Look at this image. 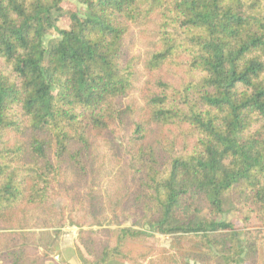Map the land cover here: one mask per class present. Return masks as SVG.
<instances>
[{"label":"trees","instance_id":"1","mask_svg":"<svg viewBox=\"0 0 264 264\" xmlns=\"http://www.w3.org/2000/svg\"><path fill=\"white\" fill-rule=\"evenodd\" d=\"M76 1L0 0V264H264V0Z\"/></svg>","mask_w":264,"mask_h":264},{"label":"rangeland","instance_id":"2","mask_svg":"<svg viewBox=\"0 0 264 264\" xmlns=\"http://www.w3.org/2000/svg\"><path fill=\"white\" fill-rule=\"evenodd\" d=\"M64 8L66 12H69V13H74V12L83 13L84 12V6L78 3L76 0H64ZM61 21L63 23L62 22L58 23V26L64 27L66 22H68L67 15L64 16L61 19ZM55 35L56 33L54 31H49L45 37V42L51 39L52 37H55ZM144 48L145 46L139 40V38L135 37L134 44L131 48H129L128 53L130 55H138L141 57L144 53ZM143 78L144 77H142V79ZM142 79L136 85V89L134 92L131 93V95L129 96V99L139 102V88H140V85L142 84ZM94 152L97 156V161H98L99 169H100L96 190H97L101 203L104 204L107 196L110 195L112 191L116 189V185H117L116 171L118 169V165L116 163V156H115L114 150L111 148V146H109L105 142L97 141ZM126 225H129V222H127ZM74 228L76 230L78 229L75 226L65 225L63 228L59 230V234H58L59 245H60V241H62V243L63 242L66 243V241L68 243L70 241L69 238L72 237V232L74 231ZM91 228L95 230L98 229L96 226H92ZM49 231H52V229H49ZM154 237L158 240V243L161 246H168L169 237L167 235L154 234ZM191 264H195V263H191Z\"/></svg>","mask_w":264,"mask_h":264},{"label":"crops","instance_id":"3","mask_svg":"<svg viewBox=\"0 0 264 264\" xmlns=\"http://www.w3.org/2000/svg\"><path fill=\"white\" fill-rule=\"evenodd\" d=\"M76 229L72 232V237L69 238L70 241L67 243L60 241V245L57 249V255L54 256L55 260L62 259L65 260L68 264H81L77 258V255L74 251L73 241L75 238ZM54 264V263H50Z\"/></svg>","mask_w":264,"mask_h":264}]
</instances>
